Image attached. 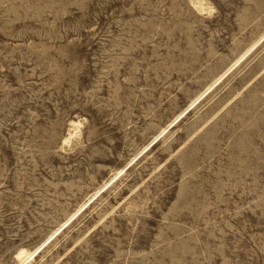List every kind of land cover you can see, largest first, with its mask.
I'll use <instances>...</instances> for the list:
<instances>
[{
	"label": "rangeland",
	"instance_id": "1",
	"mask_svg": "<svg viewBox=\"0 0 264 264\" xmlns=\"http://www.w3.org/2000/svg\"><path fill=\"white\" fill-rule=\"evenodd\" d=\"M194 1L0 0V264H264V0Z\"/></svg>",
	"mask_w": 264,
	"mask_h": 264
},
{
	"label": "bare ground",
	"instance_id": "2",
	"mask_svg": "<svg viewBox=\"0 0 264 264\" xmlns=\"http://www.w3.org/2000/svg\"><path fill=\"white\" fill-rule=\"evenodd\" d=\"M194 4L197 6V8H198L199 10L204 8V7H203L204 4H203L202 1H200V0H196V1H194ZM198 99H199V98H198ZM193 104H195V102H194ZM79 124H80V123H76V122H72V123H71L72 127H74V129H75L76 131H77L78 128H79ZM163 133H164V131H163ZM75 134H76V133H75ZM75 134L72 133V132H70V133L68 134V136L64 139V141H65L64 144H66V143H70L71 140H72V137H73ZM121 172H123V170H121V171L119 172V174H120ZM119 174H117V175H119ZM93 197H94V196H93ZM81 209H82V208H81ZM59 231H60V229L57 230L53 235L57 234ZM40 249H41V248L37 249L35 252H30V250H28V249H26V248H20V249L18 250V252H17V260L19 261V264H26L31 258H33L34 255H36V254L38 253V251H40Z\"/></svg>",
	"mask_w": 264,
	"mask_h": 264
}]
</instances>
